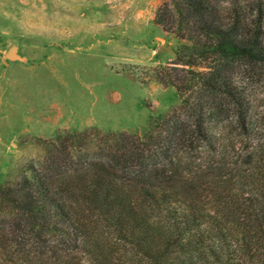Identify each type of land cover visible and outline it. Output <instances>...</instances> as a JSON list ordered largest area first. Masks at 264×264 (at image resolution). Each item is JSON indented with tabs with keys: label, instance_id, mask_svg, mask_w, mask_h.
Masks as SVG:
<instances>
[{
	"label": "trees",
	"instance_id": "1",
	"mask_svg": "<svg viewBox=\"0 0 264 264\" xmlns=\"http://www.w3.org/2000/svg\"><path fill=\"white\" fill-rule=\"evenodd\" d=\"M235 1L224 18L219 0L158 8L187 75L157 80L180 105L143 136L45 141L0 186V264H264V114L233 83L238 67L264 69V7ZM226 112L235 123L215 135Z\"/></svg>",
	"mask_w": 264,
	"mask_h": 264
},
{
	"label": "rangeland",
	"instance_id": "2",
	"mask_svg": "<svg viewBox=\"0 0 264 264\" xmlns=\"http://www.w3.org/2000/svg\"><path fill=\"white\" fill-rule=\"evenodd\" d=\"M171 1L0 0V186L39 162L45 141L85 130L143 136L152 118L180 105L176 89L157 80L172 67L187 75L174 64L182 42L154 23ZM219 1L224 18L234 0ZM162 46L172 51L159 57ZM14 48L25 60L7 58ZM233 83L263 115L264 69L238 67ZM233 123L226 112L211 128L220 136Z\"/></svg>",
	"mask_w": 264,
	"mask_h": 264
},
{
	"label": "water",
	"instance_id": "3",
	"mask_svg": "<svg viewBox=\"0 0 264 264\" xmlns=\"http://www.w3.org/2000/svg\"><path fill=\"white\" fill-rule=\"evenodd\" d=\"M171 51H172V48L170 46H162V47L159 48L157 53H158V56L161 57L163 54L169 53ZM15 52H16V49L15 48L12 49L9 52L7 58L10 59V60H15L16 58H17V60H20V61L25 60L24 58L16 55ZM5 63H6V61H5Z\"/></svg>",
	"mask_w": 264,
	"mask_h": 264
},
{
	"label": "crops",
	"instance_id": "4",
	"mask_svg": "<svg viewBox=\"0 0 264 264\" xmlns=\"http://www.w3.org/2000/svg\"><path fill=\"white\" fill-rule=\"evenodd\" d=\"M12 61H15V62H18V61H19V62H20V60H17V59H15V60H12ZM21 62H22V61H21Z\"/></svg>",
	"mask_w": 264,
	"mask_h": 264
}]
</instances>
